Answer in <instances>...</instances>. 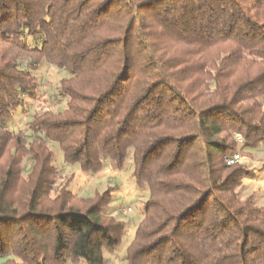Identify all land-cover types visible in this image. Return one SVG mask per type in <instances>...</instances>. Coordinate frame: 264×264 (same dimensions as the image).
Instances as JSON below:
<instances>
[{
  "label": "trees",
  "instance_id": "1",
  "mask_svg": "<svg viewBox=\"0 0 264 264\" xmlns=\"http://www.w3.org/2000/svg\"><path fill=\"white\" fill-rule=\"evenodd\" d=\"M43 62L58 107L16 130ZM50 142L94 176L132 156L125 264H264V164L227 162L264 147V0H0V264H107L113 189L73 194Z\"/></svg>",
  "mask_w": 264,
  "mask_h": 264
},
{
  "label": "rangeland",
  "instance_id": "2",
  "mask_svg": "<svg viewBox=\"0 0 264 264\" xmlns=\"http://www.w3.org/2000/svg\"><path fill=\"white\" fill-rule=\"evenodd\" d=\"M34 73L40 83L36 98H27L26 110L16 115L14 128L16 130L24 128L25 121L29 116L40 110L48 108L56 109L58 105L54 102L57 95V87L63 72L56 66L47 62L41 63ZM239 135V134H238ZM237 135V139H238ZM238 142L240 143L241 141ZM50 146L55 154V164L59 167L62 174L66 177L73 175L70 189L77 196H92L96 191H104L112 188L109 212L118 219L126 223L125 236L123 244L114 252H106L107 264H125L126 247L135 234L136 224L142 219L144 212V203L149 196L148 186H139L136 184L132 175L134 164L132 156L127 158L122 168L114 164L107 165V171L102 176H94L79 170L75 166H68L63 163L60 147L55 142H50ZM242 163L250 167H260L264 164V147L254 150L252 156L242 155ZM244 194L251 191H258L260 195L259 203L264 205V171L256 172L252 178H245ZM131 211H127V208ZM67 264H87L84 259L77 263L69 262Z\"/></svg>",
  "mask_w": 264,
  "mask_h": 264
},
{
  "label": "built area",
  "instance_id": "3",
  "mask_svg": "<svg viewBox=\"0 0 264 264\" xmlns=\"http://www.w3.org/2000/svg\"><path fill=\"white\" fill-rule=\"evenodd\" d=\"M238 139H239V141H242V138L240 135H238ZM242 158H243V156L239 152H236L234 155L227 158V162L229 164H234V163L240 161ZM127 211H131V208L130 207L127 208Z\"/></svg>",
  "mask_w": 264,
  "mask_h": 264
}]
</instances>
